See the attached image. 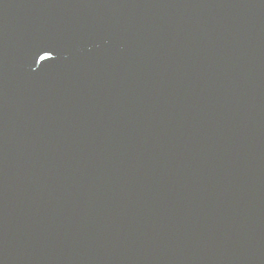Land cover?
Instances as JSON below:
<instances>
[{
    "label": "water",
    "instance_id": "95a60500",
    "mask_svg": "<svg viewBox=\"0 0 264 264\" xmlns=\"http://www.w3.org/2000/svg\"><path fill=\"white\" fill-rule=\"evenodd\" d=\"M0 264H264V0H0Z\"/></svg>",
    "mask_w": 264,
    "mask_h": 264
}]
</instances>
